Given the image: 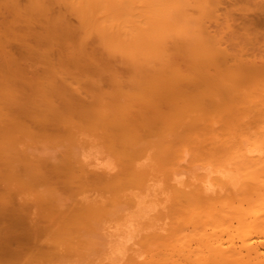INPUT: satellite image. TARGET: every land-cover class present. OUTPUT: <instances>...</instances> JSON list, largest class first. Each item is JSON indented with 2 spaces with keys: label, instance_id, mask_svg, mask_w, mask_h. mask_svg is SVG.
Wrapping results in <instances>:
<instances>
[{
  "label": "bare ground",
  "instance_id": "6f19581e",
  "mask_svg": "<svg viewBox=\"0 0 264 264\" xmlns=\"http://www.w3.org/2000/svg\"><path fill=\"white\" fill-rule=\"evenodd\" d=\"M221 3L0 0V264H106L128 221L110 264H264V0Z\"/></svg>",
  "mask_w": 264,
  "mask_h": 264
},
{
  "label": "rangeland",
  "instance_id": "374dc122",
  "mask_svg": "<svg viewBox=\"0 0 264 264\" xmlns=\"http://www.w3.org/2000/svg\"><path fill=\"white\" fill-rule=\"evenodd\" d=\"M21 3H23V0H21ZM232 4H233V0H222V3H221V5H220V13H223V12H225V11H231L232 10V12H233V18H234V20H235V25L236 26H239V25H241V24H243V20H245V19H249V18H252L255 14H257V12L258 11H256L254 8L253 9H251V10H249V11H247V12H241V11H239V10H236L237 9V7L238 6H241V3L239 2V3H237V7L235 6V4L232 6ZM57 6H59V5H55L54 6V9L55 10H58L60 7H57ZM56 7L58 8V9H56ZM62 8V7H61ZM7 15V13L5 12V10H3V11H1V13H0V20L4 17V16H6ZM68 22H70L69 24L72 26L71 28H73V26H75V25H77V24H75L76 23V20L73 18V17H71V16H69L68 15ZM46 19V18H45ZM45 19L43 18V20L45 21ZM7 20V19H6ZM10 20V19H9ZM40 20V19H39ZM43 20H42V22H43ZM38 23V22H37ZM44 24V23H43ZM37 25V24H36ZM76 27V26H75ZM74 27V28H75ZM36 29H39L40 27H39V24H38V26L37 27H35ZM211 30H215V27L212 25V28H211ZM91 44V42L89 43V45H88V50H90L91 49V47H92V45H90ZM8 50H9V52H10V54H12L13 56H15V57H18V55H19V53L21 52V48L19 47V44L17 43V42H13V43H11V46L8 48ZM1 56V55H0ZM19 64H20V66L22 65L23 67H26V71H27V74L28 75H31L32 74V72H34V71H36V69L35 68H29L28 66H29V64H30V62L29 61H26V60H24V61H20L19 62ZM113 64L115 65V66H117V67H120V65H119V63H117V62H115V61H113ZM82 94V96H84L85 94L84 93H81ZM85 154L86 155H89L88 157H89V160L88 161H90L91 162V159L92 160H94V162H96V163H98L99 161L102 163V161H107V158L105 157V153H103L98 147H95V146H93V147H88V148H86L85 149ZM87 157V158H88ZM102 157H104V159H102ZM98 158L100 159L99 161H98ZM101 159H102V161H101ZM93 162V163H94ZM103 162V163H104ZM95 164V163H94ZM105 164V163H104ZM103 164V165H104ZM199 172H201V171H199ZM185 177V176H184ZM183 177V178H184ZM186 179V178H185ZM121 223H122V221H120ZM119 222V223H120ZM123 223H125V222H123ZM123 223H122V225L121 224H119V225H121V227H119V225H115V223L113 224V227L117 230V232H121V234L122 233H125V234H127V238H125V239H123V238H121V236H116V242L119 240V241H121V240H123L125 243L126 242H129V243H126V244H131L132 245V242L135 240H133V238H132V240L133 241H129L128 240V238L130 237V236H134V234L133 233H135V231H133V229H134V226L133 225H131V223L128 221V222H126L127 224L125 225V226H127L128 225V227H129V229H128V227H123ZM118 224V223H117ZM122 228V229H121ZM124 228V229H123ZM113 230L114 229H110L109 231H112V233H113ZM133 231V235L131 234V232ZM116 232V231H115ZM114 232V233H115ZM119 232V233H120ZM119 233H117V235L119 234ZM116 235V234H115ZM129 236V237H128ZM113 237H115L114 235H113ZM112 238V237H111ZM118 238H120V239H118ZM112 239H114V238H112ZM115 239L113 240V242L115 243ZM118 241V242H119ZM117 242V244H118V246L115 244L114 246L117 248V250H119V252H120V250L122 249V247H120V244L119 243H121V242H119L118 243ZM125 243H122V244H125ZM122 244H121V246H122ZM112 245H113V243H112ZM130 245V246H131ZM130 246H127V247H130ZM111 247V245H109V247L108 248H110ZM133 247H135L134 245H133ZM116 248H114L113 250H116ZM107 249V248H106ZM113 250H111V252H108V251H110V249L108 250H106L105 252L106 253H104V251H103V253L101 252V253H99V257H105V259H104V261H103V263H106L107 264V262H108V264H110V259L111 258H114V257H116V253H114V252H116V251H113ZM32 252V249H30V248H27L26 249V255L23 257V258H19V259H17V260H14V261H12V262H10L9 264H29L28 263V254L29 253H31ZM112 253H114V254H112ZM101 255V256H100ZM118 256V255H117ZM109 257H111L110 259H109ZM50 264H56V263H50Z\"/></svg>",
  "mask_w": 264,
  "mask_h": 264
}]
</instances>
